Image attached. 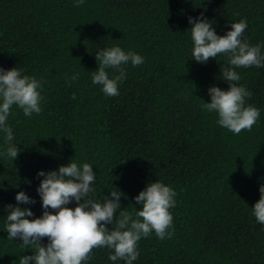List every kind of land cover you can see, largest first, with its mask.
<instances>
[{"label": "trees", "instance_id": "1", "mask_svg": "<svg viewBox=\"0 0 264 264\" xmlns=\"http://www.w3.org/2000/svg\"><path fill=\"white\" fill-rule=\"evenodd\" d=\"M74 4L0 0V67H17L40 80L43 97L39 114L25 116L16 105L10 110L6 123L19 151L15 160L4 154L8 144L0 130V264H19L21 256L35 252L7 238V206H17L16 194L23 191L36 201L19 205L33 212L27 218L41 217L38 172L70 162L93 167L91 197L98 202L117 189L124 194L117 219L121 210L135 218L142 205L134 198L151 182L176 192L171 238L161 240L154 231L142 237L133 264H264V225L252 214L264 184V67L234 68L238 86L252 93L246 106L260 112L251 131L237 135L221 127L218 115L202 105L211 102L210 87L228 90L221 69L232 66L226 54L204 64L192 59L188 22L203 12L223 36L231 23L246 20L241 39L260 45L264 56V0ZM114 46L144 62L122 65L126 78L119 95L107 96L92 83L91 72L98 68L96 52ZM107 71L112 78L114 70ZM47 243L43 238L41 244ZM110 253L94 248L84 264H126L109 260Z\"/></svg>", "mask_w": 264, "mask_h": 264}, {"label": "clouds", "instance_id": "2", "mask_svg": "<svg viewBox=\"0 0 264 264\" xmlns=\"http://www.w3.org/2000/svg\"><path fill=\"white\" fill-rule=\"evenodd\" d=\"M84 4V0H75V7ZM191 39L194 43L192 59L204 64L210 58H217L220 54L228 56V63L232 67H222V77L229 83L228 90H221L217 86L208 89L210 103H204L202 108L218 115L217 123L234 134L242 130L251 131L260 117L259 110L245 103L252 93L238 84L241 76L234 68L264 67V56L261 55L260 45L252 46L242 41L246 28V20L231 23V30L223 36L216 34L212 23L201 12L199 17L188 18ZM98 68L92 71V83L100 85L107 96H118V85L126 78L122 65L129 62L133 67L144 62V58L134 52H125L119 46L103 48L95 54ZM108 69H112L109 78ZM118 72V74H116ZM78 79V74L72 80ZM42 82L35 77L22 75L20 69L14 67L5 70L0 67V130L6 136L8 144L7 157L15 160L19 154L18 148L11 144L13 140L12 128L6 123L13 105L23 110L25 116L42 111L40 89ZM75 99V94H73ZM40 181L37 192L42 200V215L33 217L30 208H22L21 204H35L25 192L16 194L17 206L9 204L7 209L6 231L8 239L22 240V247L33 246L32 255H23L19 264H84L90 260L94 248L106 247L114 250L109 254V260H124L126 264H133L139 257L137 242L142 237L150 236L153 231L157 238L164 240L171 238L173 216L169 209L175 207L176 192L162 182H151L134 199L142 205L132 213L119 211V218L114 216L121 208L120 197L124 195L118 189L111 191V198L104 196L102 201L91 197L95 183L93 167L84 163L78 166L70 162L67 166H60L55 171H40ZM260 199L252 207V214L257 223L264 225V184L259 188ZM72 201L74 208L67 207ZM49 209L54 210L50 212ZM113 225L112 229L106 225ZM48 239L47 245H42L43 238Z\"/></svg>", "mask_w": 264, "mask_h": 264}]
</instances>
